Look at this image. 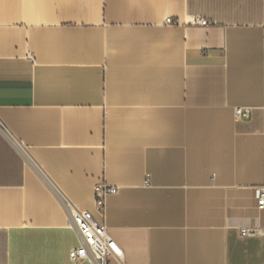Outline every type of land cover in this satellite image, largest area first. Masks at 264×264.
<instances>
[{
    "label": "crops",
    "instance_id": "1",
    "mask_svg": "<svg viewBox=\"0 0 264 264\" xmlns=\"http://www.w3.org/2000/svg\"><path fill=\"white\" fill-rule=\"evenodd\" d=\"M0 120V264H73L60 197L109 264H264V0H0Z\"/></svg>",
    "mask_w": 264,
    "mask_h": 264
},
{
    "label": "built area",
    "instance_id": "2",
    "mask_svg": "<svg viewBox=\"0 0 264 264\" xmlns=\"http://www.w3.org/2000/svg\"><path fill=\"white\" fill-rule=\"evenodd\" d=\"M171 23V19H166ZM201 25L208 24L205 19H198ZM236 115L247 118L250 113L249 107L235 108ZM0 133L8 137L12 145L20 151L30 166H34L27 153L23 151L20 143L8 132L5 124L0 120ZM116 191V187L109 186L106 183H100L95 188L96 209L103 214L105 206V195ZM61 203L67 214V225L72 228L79 239V245L72 247L68 256L73 264H109L110 259H120L121 249L107 232L103 223L94 218L92 213L87 210H80L71 205L65 198L60 197ZM256 200L259 209L264 210V187L256 189ZM254 230L241 229L243 235H253Z\"/></svg>",
    "mask_w": 264,
    "mask_h": 264
}]
</instances>
